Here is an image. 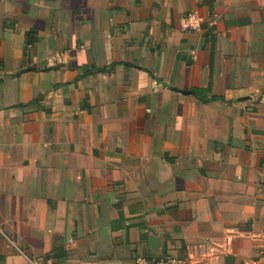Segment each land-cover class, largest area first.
<instances>
[{
	"label": "crops",
	"instance_id": "obj_1",
	"mask_svg": "<svg viewBox=\"0 0 264 264\" xmlns=\"http://www.w3.org/2000/svg\"><path fill=\"white\" fill-rule=\"evenodd\" d=\"M263 175L264 0H0V264L257 260Z\"/></svg>",
	"mask_w": 264,
	"mask_h": 264
},
{
	"label": "built area",
	"instance_id": "obj_2",
	"mask_svg": "<svg viewBox=\"0 0 264 264\" xmlns=\"http://www.w3.org/2000/svg\"><path fill=\"white\" fill-rule=\"evenodd\" d=\"M180 24H181V29L184 32L187 33L199 32L203 29L204 18L197 12H191L185 14L181 18ZM260 185L264 187V175L262 176ZM261 242L263 244V249H264V232ZM218 253L222 255L227 254V249L224 246H222L219 249ZM209 258L208 257L196 258L191 256L184 258H177L167 255L160 258H137L135 260V264H202L205 261H207ZM263 260H264V250L262 251V253L260 254L257 260L246 261L245 264H261Z\"/></svg>",
	"mask_w": 264,
	"mask_h": 264
}]
</instances>
